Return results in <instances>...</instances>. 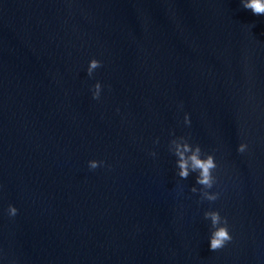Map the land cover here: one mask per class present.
I'll list each match as a JSON object with an SVG mask.
<instances>
[{"label": "water", "instance_id": "1", "mask_svg": "<svg viewBox=\"0 0 264 264\" xmlns=\"http://www.w3.org/2000/svg\"><path fill=\"white\" fill-rule=\"evenodd\" d=\"M177 137L213 155L216 201L177 176ZM207 211L232 236L218 251ZM0 264H264V15L0 0Z\"/></svg>", "mask_w": 264, "mask_h": 264}, {"label": "clouds", "instance_id": "2", "mask_svg": "<svg viewBox=\"0 0 264 264\" xmlns=\"http://www.w3.org/2000/svg\"><path fill=\"white\" fill-rule=\"evenodd\" d=\"M241 6L245 10H251L254 15H264V0H240ZM101 62L92 59L89 61L87 67V75L92 77L94 70L101 67ZM92 99L99 100L101 94V84L97 82L91 89ZM117 111H119L117 109ZM183 123L188 126L190 124L188 114L184 115ZM154 143H158L154 141ZM247 145L241 143L237 147L238 153H244ZM169 151L176 157L177 176L181 179H186L190 173H195V184L199 185V195L202 200L214 202L218 199V193H210L209 190L213 188L216 183V178L213 172L217 168L213 155L203 154L201 148L196 145H190L185 137H177L172 139L169 143ZM155 156L156 153H149ZM203 157V158H202ZM104 166L103 161H89L88 168L95 170L97 167ZM192 193H197L198 189L192 187ZM9 217H14L17 214V209L9 205L7 209ZM204 218L210 221L212 231L209 236L210 251H218L230 243L232 236L230 235L228 222L226 218H222L217 211H207L204 213Z\"/></svg>", "mask_w": 264, "mask_h": 264}]
</instances>
